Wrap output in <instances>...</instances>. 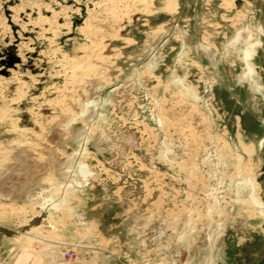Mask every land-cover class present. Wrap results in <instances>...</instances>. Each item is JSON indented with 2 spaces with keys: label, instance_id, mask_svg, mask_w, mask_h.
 <instances>
[{
  "label": "rangeland",
  "instance_id": "rangeland-1",
  "mask_svg": "<svg viewBox=\"0 0 264 264\" xmlns=\"http://www.w3.org/2000/svg\"><path fill=\"white\" fill-rule=\"evenodd\" d=\"M263 182L264 0H0V264H264Z\"/></svg>",
  "mask_w": 264,
  "mask_h": 264
},
{
  "label": "bare ground",
  "instance_id": "bare-ground-1",
  "mask_svg": "<svg viewBox=\"0 0 264 264\" xmlns=\"http://www.w3.org/2000/svg\"><path fill=\"white\" fill-rule=\"evenodd\" d=\"M242 39V38H241ZM235 43V42H234ZM259 46L258 43L257 44H253L252 46H250L248 49H246L243 53V62L245 63V65L247 66L248 68V75L251 76L252 74V71H251V68H249V62H251V60L253 59V56L255 55V51H254V48ZM260 146V144H259ZM261 147V146H260ZM247 149V148H246ZM246 153V152H245ZM254 185V184H253ZM255 187V185H254ZM258 191V190H257ZM252 200V199H251ZM253 203L257 206V207H260L261 204H259L257 202V200L253 199Z\"/></svg>",
  "mask_w": 264,
  "mask_h": 264
},
{
  "label": "flooded vegetation",
  "instance_id": "flooded-vegetation-1",
  "mask_svg": "<svg viewBox=\"0 0 264 264\" xmlns=\"http://www.w3.org/2000/svg\"><path fill=\"white\" fill-rule=\"evenodd\" d=\"M259 144H260V146L262 147L263 140H261V141L259 142ZM260 146H259V147H260ZM261 187L264 189V182L261 184ZM260 208H261V209L263 208L262 204H261Z\"/></svg>",
  "mask_w": 264,
  "mask_h": 264
}]
</instances>
